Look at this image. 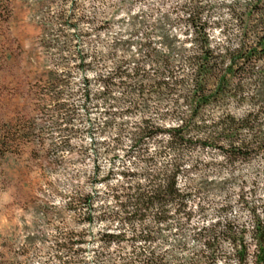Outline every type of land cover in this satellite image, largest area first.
Masks as SVG:
<instances>
[{
  "label": "trees",
  "instance_id": "16d2710c",
  "mask_svg": "<svg viewBox=\"0 0 264 264\" xmlns=\"http://www.w3.org/2000/svg\"><path fill=\"white\" fill-rule=\"evenodd\" d=\"M201 1L158 17L127 11L116 30V7L94 15L89 31L69 14L46 41L54 51L43 79L56 109L52 128L79 136L85 130L89 146L76 150L92 169L88 190L79 186L58 206L42 207L44 217H58L61 236L42 264H264V193L257 195L264 176V0L221 1L225 17ZM16 138L0 142V158ZM61 142V150L75 148L68 137ZM206 148L222 159L205 161ZM253 161L254 178L241 179L237 193L247 223L222 217L228 199L217 209L221 217L193 220L203 211V167L232 171ZM68 213L77 228L68 229ZM188 234L198 246L180 256Z\"/></svg>",
  "mask_w": 264,
  "mask_h": 264
},
{
  "label": "rangeland",
  "instance_id": "374dc122",
  "mask_svg": "<svg viewBox=\"0 0 264 264\" xmlns=\"http://www.w3.org/2000/svg\"><path fill=\"white\" fill-rule=\"evenodd\" d=\"M122 1L0 0V142L3 139L6 141L9 136L17 137L19 143H13L5 157L0 158L2 264H42L47 260L52 254L48 251H53V242L61 237L57 230L60 222L54 215L44 217L42 207L48 203L56 207L62 203L66 193L79 186L86 191L91 184L88 175L92 161L89 157H81L76 150L79 144L89 146L90 138L85 130L79 136L78 133L72 135L67 130L60 133L52 128L56 109L45 92L43 82L45 71L53 66L50 53L54 51L46 46V41L56 37L54 29L61 17L72 14L78 19L79 28L89 31L92 25L89 20L94 15L100 16L116 7L119 9L114 13L113 30H116L119 26L116 19L127 11H154L158 17L160 13L169 11L171 6L189 0ZM221 1L227 0H202L199 3L209 4L215 17H225L226 9ZM215 35L222 36L217 30ZM78 103L75 100L73 104ZM79 109L77 106L76 110ZM31 123L35 125L33 130L29 128ZM73 123L76 127L78 121ZM13 129L19 130L17 136L10 135L15 131ZM28 130L27 135L25 132ZM24 137L29 140L23 141ZM66 137L71 146H75L73 150H61V141ZM200 154L205 161L218 162L222 159L219 150L206 148ZM99 162L106 168L108 157L101 155ZM257 164V161L242 162L232 171L223 167L220 170L213 165L203 167L202 172L208 177L198 191L203 211L201 215H194L193 220H199L201 224L221 217L223 213L218 215L217 209L228 199L230 207L222 217L237 218L241 223H247L249 213L238 203L237 193L242 189L241 179L249 182L254 178ZM229 175L234 178L224 180ZM257 183V195L264 193V176L259 177ZM248 186L246 183V190ZM67 215L68 229L77 228L71 215ZM197 246L198 243L188 234L186 249L179 250L178 254L191 255ZM50 259L55 262L52 257ZM218 264H222L221 261Z\"/></svg>",
  "mask_w": 264,
  "mask_h": 264
},
{
  "label": "clouds",
  "instance_id": "9594fccd",
  "mask_svg": "<svg viewBox=\"0 0 264 264\" xmlns=\"http://www.w3.org/2000/svg\"><path fill=\"white\" fill-rule=\"evenodd\" d=\"M181 2H182V0H181ZM228 2H229V3H231V2H232V0H228ZM170 6H171V5H169V7H170ZM89 259H90V258H89Z\"/></svg>",
  "mask_w": 264,
  "mask_h": 264
}]
</instances>
